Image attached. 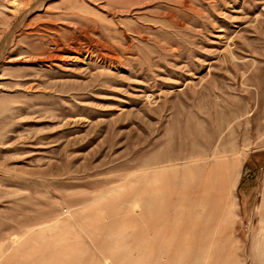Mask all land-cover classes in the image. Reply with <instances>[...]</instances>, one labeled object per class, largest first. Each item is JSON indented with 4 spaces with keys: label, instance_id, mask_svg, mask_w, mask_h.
Instances as JSON below:
<instances>
[{
    "label": "rangeland",
    "instance_id": "rangeland-1",
    "mask_svg": "<svg viewBox=\"0 0 264 264\" xmlns=\"http://www.w3.org/2000/svg\"><path fill=\"white\" fill-rule=\"evenodd\" d=\"M263 168L264 0H0V257L264 264Z\"/></svg>",
    "mask_w": 264,
    "mask_h": 264
},
{
    "label": "crops",
    "instance_id": "crops-1",
    "mask_svg": "<svg viewBox=\"0 0 264 264\" xmlns=\"http://www.w3.org/2000/svg\"><path fill=\"white\" fill-rule=\"evenodd\" d=\"M243 230H245L243 231V243H264V168L257 172L254 179H246L243 182ZM30 245V242H18L13 245L8 253L0 257V264H25V257L33 259L29 256V250H33ZM58 245L56 243L55 247ZM39 248L41 249V246ZM61 253L65 254V250L56 256H60ZM41 258L42 261L39 262L40 259H38V264H47V262L53 264L55 261L54 256L51 260Z\"/></svg>",
    "mask_w": 264,
    "mask_h": 264
}]
</instances>
